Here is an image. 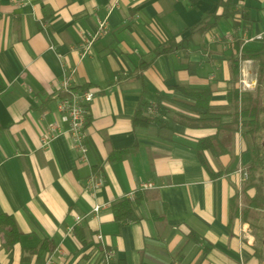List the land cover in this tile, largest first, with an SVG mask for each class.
Returning a JSON list of instances; mask_svg holds the SVG:
<instances>
[{
    "label": "crops",
    "instance_id": "crops-1",
    "mask_svg": "<svg viewBox=\"0 0 264 264\" xmlns=\"http://www.w3.org/2000/svg\"><path fill=\"white\" fill-rule=\"evenodd\" d=\"M226 2L0 0V215L20 231L12 246L0 232V264H43L55 250L54 264H102L99 233L114 264H264V197L238 172L264 179L254 163L264 130L232 128L264 120V54L242 57L264 48V0H231L246 15L238 27L222 16ZM207 15L220 16L216 25L192 31ZM171 40L182 46L157 55ZM66 76L94 92L88 163L68 135L41 147ZM140 103L158 118L134 125ZM91 174L103 179L94 194ZM147 182L155 188L141 190ZM132 192L134 217L116 221L112 204Z\"/></svg>",
    "mask_w": 264,
    "mask_h": 264
},
{
    "label": "built area",
    "instance_id": "built-area-1",
    "mask_svg": "<svg viewBox=\"0 0 264 264\" xmlns=\"http://www.w3.org/2000/svg\"><path fill=\"white\" fill-rule=\"evenodd\" d=\"M18 5L27 6L31 3V0H14ZM106 28V21H101L98 25L97 32L93 37L82 45V56L90 53L91 45L93 41ZM261 35L251 38L260 39ZM241 87L243 89L250 88L251 84L245 80V72L242 71V78L240 80ZM57 112L59 115V121L53 123L48 131L44 133L40 139L41 147H48L50 142L59 137L60 135H68L71 140L72 149L77 155V161L79 163H88L89 147L87 143V117L89 114V106L94 98V92L90 90H80L76 88L72 83V78L66 76L62 79L58 87L57 95ZM149 113L157 115L155 107L150 108ZM238 172L242 175L241 181H247L249 179V171L246 168H239ZM103 186V179L101 176L91 174L87 180L86 187L93 194ZM155 188V184L152 182L143 183L140 187L141 190ZM127 198L133 199L134 193H129ZM102 205H95L94 212L98 213ZM80 219L77 220L79 223ZM73 232V228L70 229ZM95 244L101 246L102 264H114V251L104 246L103 235L101 233L95 236ZM56 252L51 253L43 264H54Z\"/></svg>",
    "mask_w": 264,
    "mask_h": 264
},
{
    "label": "trees",
    "instance_id": "trees-1",
    "mask_svg": "<svg viewBox=\"0 0 264 264\" xmlns=\"http://www.w3.org/2000/svg\"><path fill=\"white\" fill-rule=\"evenodd\" d=\"M235 5L232 4L231 0H227V2L224 5V12L222 14V16L225 17H231L234 19L235 21V26L238 27L241 24V21H239V19H244L245 18V14L242 11H236L234 10ZM237 14L240 15V17L236 16ZM220 18V16L217 15H207L205 16V18L202 20V22L197 25L194 28H191V30H197L199 32H207L209 30H211L215 25L216 22L218 21V19ZM241 44V41L239 40L235 46L237 49V52L239 50V46ZM182 45L178 44L177 42H175V40H171L167 43H165L163 45V48L158 50L156 52L157 55H161V54H165L166 52H168L169 49L171 48H177L180 47ZM264 54V48L261 52H259L258 54H251V53H246L243 54L242 57L243 58H252V57H257L259 55ZM233 64H234V69H238L239 68V61H238V56L235 55V59L233 60ZM261 70L262 72H264V61H261ZM236 98L238 99L237 95ZM197 107H199V104L196 105ZM155 107L149 104H143L140 103V105L138 106L135 114L133 115L132 121L134 123V125H147L150 122H152L153 120L157 119L159 115H152L149 113L150 108ZM208 108V107H207ZM156 110L158 112V109L156 107ZM243 114H246L247 111L245 109H243L242 111ZM241 121L242 125L246 128H251L248 132H251V134L254 136L256 132H258V130H264V120H260V119H233V131H237L238 130V125L239 122ZM207 142L206 139L201 140L199 143V149L201 150L203 148V146L205 145V143ZM125 152V151H124ZM254 163H256L258 165V167H262L264 165V154L262 151V146L259 143L257 145L256 148V154L254 155ZM261 169V168H260ZM256 169L252 168L251 172H250V180L254 181L252 183V185L256 188V196L255 199L257 197H261L263 199L264 197V179L262 177L261 172L259 173L258 177L256 178ZM255 199L254 201H250V205L255 206ZM139 202L138 198H134V199H130V198H122L117 200L116 202H114L112 204V212L114 214V218L116 221L118 222H122V221H127L130 220L131 218L134 217L135 215V210L137 207V204ZM3 231L4 232V236L6 239V244L7 246H12L13 244H15L16 242H18L19 238H20V231L19 228L16 224L15 219L10 216V215H6V214H2L0 215V232ZM48 249V247L42 246L41 250H45ZM49 251L51 250V248L48 249ZM124 264V263H123Z\"/></svg>",
    "mask_w": 264,
    "mask_h": 264
},
{
    "label": "rangeland",
    "instance_id": "rangeland-1",
    "mask_svg": "<svg viewBox=\"0 0 264 264\" xmlns=\"http://www.w3.org/2000/svg\"><path fill=\"white\" fill-rule=\"evenodd\" d=\"M263 136H264V131H263V134L261 135V140L263 139ZM250 173V172H249Z\"/></svg>",
    "mask_w": 264,
    "mask_h": 264
}]
</instances>
